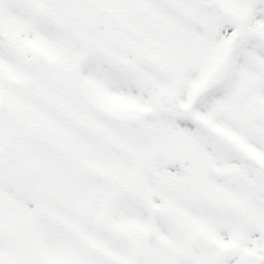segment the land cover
I'll use <instances>...</instances> for the list:
<instances>
[{
	"label": "snow or ice",
	"instance_id": "6c2138e0",
	"mask_svg": "<svg viewBox=\"0 0 264 264\" xmlns=\"http://www.w3.org/2000/svg\"><path fill=\"white\" fill-rule=\"evenodd\" d=\"M0 264H264V0H0Z\"/></svg>",
	"mask_w": 264,
	"mask_h": 264
}]
</instances>
